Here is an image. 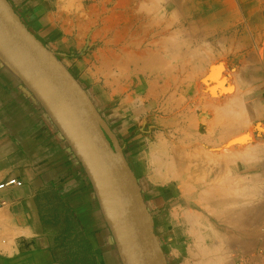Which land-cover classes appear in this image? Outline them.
<instances>
[{
    "label": "rangeland",
    "instance_id": "obj_1",
    "mask_svg": "<svg viewBox=\"0 0 264 264\" xmlns=\"http://www.w3.org/2000/svg\"><path fill=\"white\" fill-rule=\"evenodd\" d=\"M56 8L68 46V54L59 59L93 103L99 106L102 102L110 109L128 108L124 114L129 125L126 141L138 144L135 160L131 155L128 161L130 167H135L136 172L132 170L139 182L142 178L155 190L156 197H168L177 208L181 242L175 252L179 264H233L237 258L251 263L264 254L263 218L240 222L218 217L215 202H204L197 195L200 188L181 190L174 181L156 185L145 168L149 166L147 151L160 142H165L169 151L176 147L186 153L196 148L208 155L227 153L226 145H233L219 143L222 127L215 122L219 108L240 92L245 93L249 106L239 108L233 121L240 127L226 141L248 134L253 144L264 147V75L253 82L248 81L251 76L243 75L246 81L239 78L253 57L264 70V0H57ZM206 12L215 14L214 18L206 20ZM219 63L226 65L222 73L210 84L202 83L207 69ZM220 75L225 77L220 81L228 91L214 94L212 88L218 86ZM207 138H213L212 143ZM245 145L248 141H240L234 148L245 149ZM238 160L230 163L233 174L251 177L245 184L257 192L253 200L260 198L257 204H262L263 213L264 176L262 181L254 178L264 174L260 171L262 161L255 159L245 166ZM222 174L218 171L215 176ZM189 179L192 182L193 176L185 173V183ZM229 183L227 187L238 186ZM159 191L164 194H157ZM192 214L198 215L199 222L195 216L190 219ZM196 224L210 232L207 255L191 232L198 228ZM249 248L255 252H241Z\"/></svg>",
    "mask_w": 264,
    "mask_h": 264
},
{
    "label": "crops",
    "instance_id": "obj_2",
    "mask_svg": "<svg viewBox=\"0 0 264 264\" xmlns=\"http://www.w3.org/2000/svg\"><path fill=\"white\" fill-rule=\"evenodd\" d=\"M8 2L52 53L58 58L68 54L57 0ZM214 16L206 12L205 19ZM94 105L130 162L138 144L126 141L128 108ZM145 168L150 173V166ZM10 178L24 184L0 189V264H127L84 166L32 89L0 54V184ZM140 183L165 264H179L177 208L168 197H156L142 178ZM161 183L166 182L154 184ZM257 210L254 216L264 219L260 204Z\"/></svg>",
    "mask_w": 264,
    "mask_h": 264
},
{
    "label": "water",
    "instance_id": "obj_3",
    "mask_svg": "<svg viewBox=\"0 0 264 264\" xmlns=\"http://www.w3.org/2000/svg\"><path fill=\"white\" fill-rule=\"evenodd\" d=\"M0 54L26 81L84 166L126 263L165 264L140 182L117 138L79 81L8 0H0Z\"/></svg>",
    "mask_w": 264,
    "mask_h": 264
},
{
    "label": "bare ground",
    "instance_id": "obj_4",
    "mask_svg": "<svg viewBox=\"0 0 264 264\" xmlns=\"http://www.w3.org/2000/svg\"><path fill=\"white\" fill-rule=\"evenodd\" d=\"M251 62H252L251 66L248 65L249 67L248 66L245 67L244 73H242L241 77H239L241 81L243 79H246V78H243V75L251 76L249 77L250 79L247 78L248 81L250 82L258 80V77L261 78L264 75V70L261 69V64L258 61V59L253 57V60ZM225 68H226V65L224 63L213 64L211 68L207 69V72L203 75V77H201V80H202L201 82L202 83L206 82V84L207 83L210 84L211 82H213L214 79L217 78L216 76L222 73L220 72L221 69L224 70ZM219 78L220 79H217V80L220 81L222 78L224 79L225 77H222V75H220ZM243 81H246V80H243ZM221 82L222 81L218 83V86L212 85L213 86L212 91L214 92V94H216V92L225 94L224 92L228 91L225 84ZM244 94L245 93L240 92L236 94L235 96L233 95L232 96L233 98L230 97V100H228V105L227 104H226L227 106L222 105L220 107L221 109L219 108V111L217 114L218 118H216L215 123H219V125L222 127V135L218 139L219 143L223 145L224 142L226 143L228 142V144L233 145V147L232 146L229 147V145H226V147H228L227 153H224L223 151L221 152L220 155H215L216 151L214 150L215 151L214 152L213 150H211L215 154L213 153L214 155H208L203 150L201 151L200 150L201 148H196L194 151L186 153L187 151L186 149L176 148V147H173L175 151L173 152L172 151L173 149L169 151L168 148L165 147L166 145L165 142H160L157 145H154L153 148L150 149V151L148 152V157L150 160L149 166H150L151 182L170 183L174 181L177 187L180 188L181 190H186V188H188L187 186H191V188H200L197 195L204 198L203 201L204 200L206 201L207 199H209L210 202H215L216 211L218 212L217 213L218 215L217 214L216 215L218 217L223 216L228 221H231L234 218H238L240 222H243L246 219L256 218L254 215H256L258 211L257 201L259 202L260 198L253 200L254 195H255L254 193H257V192H254V190L250 189L251 186L249 188V185L245 184V179H250L251 177H249L248 175H245V176L234 175L233 169L232 167H230V163L231 162L233 163L234 159L239 158V160L243 161L244 165L247 166L246 164L251 162L252 160L261 159L262 165H260L261 166L260 171L264 173V147L263 145L258 146V144L255 142H254L255 144H253L252 141H250L252 137L248 134L239 136V137H233V138L230 137V139L226 141L227 136H230L236 130L238 131V128L240 127L236 125L235 122L233 121L235 118L239 116V113H240L239 108L241 107V110H242V108L247 109L249 106L248 101H247L248 98H246ZM232 104L234 105L229 106ZM235 106H236V110L234 109ZM216 109H217V105H216ZM248 133H252V131H249ZM207 139H208L207 141L208 143H212L213 138H207ZM240 141H248V146L245 145L246 147L245 149L242 148V149L236 150L234 148V144ZM223 166H227V167H223ZM202 167H205V168H202ZM218 171H221L223 173L219 178L216 177L217 175L215 176V174H217ZM185 173H187V176L189 175V178L193 176L192 182L189 179L187 183H185V180H184ZM262 176H264V174L260 173V174H256V176L255 177L253 176V177L257 180L261 179L259 181H262V178H261ZM229 182L237 183L238 186L236 187L228 186L227 187V184ZM262 186L264 185L262 184ZM218 197L219 199H216ZM249 197H252V198L249 199ZM262 197L264 198V196ZM249 203L250 204L254 203V204L250 206ZM210 211H211V208H210ZM260 213H262V209ZM194 216L195 215L193 214L190 215V219L193 218ZM198 218H199L198 215H196L195 220L199 222ZM196 227L198 228L196 229L194 228L195 230L191 232L196 236L195 241H196V244L199 246L200 250L202 249L204 254L207 255L208 251H210L211 249L206 244V238L210 237L209 235L210 232H208L209 230L207 227H205L207 228L205 230L204 229L202 230L200 225L199 226L197 225ZM246 231L248 232V228Z\"/></svg>",
    "mask_w": 264,
    "mask_h": 264
},
{
    "label": "built area",
    "instance_id": "obj_5",
    "mask_svg": "<svg viewBox=\"0 0 264 264\" xmlns=\"http://www.w3.org/2000/svg\"><path fill=\"white\" fill-rule=\"evenodd\" d=\"M23 184V181L20 179L10 178L0 184V189H4L7 187H21L23 186ZM233 264H264V254L261 255V260H255L254 262L248 263L242 258H237Z\"/></svg>",
    "mask_w": 264,
    "mask_h": 264
}]
</instances>
